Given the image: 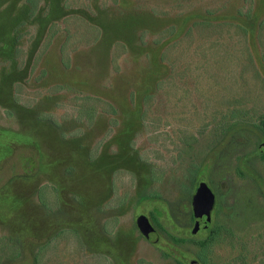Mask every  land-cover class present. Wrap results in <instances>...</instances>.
I'll return each mask as SVG.
<instances>
[{
    "label": "rangeland",
    "instance_id": "obj_1",
    "mask_svg": "<svg viewBox=\"0 0 264 264\" xmlns=\"http://www.w3.org/2000/svg\"><path fill=\"white\" fill-rule=\"evenodd\" d=\"M261 21L264 0H0V264H264ZM84 96L116 113L87 122Z\"/></svg>",
    "mask_w": 264,
    "mask_h": 264
},
{
    "label": "trees",
    "instance_id": "obj_2",
    "mask_svg": "<svg viewBox=\"0 0 264 264\" xmlns=\"http://www.w3.org/2000/svg\"><path fill=\"white\" fill-rule=\"evenodd\" d=\"M25 2L28 5V13H29V17H33V15L35 14V11L37 9V2L38 0H25ZM264 23V21H261L258 23V26L260 27L262 24ZM223 24H214L212 22L209 21H199V22H194L191 24V26L187 29V33H190L192 29L196 28V27H202V28H211V27H221ZM240 30H243L244 32H246V30H244V28L238 27ZM171 46H168L164 53H163V59H166V54L167 52L170 50ZM83 101V104L80 107L79 113L81 114H85L83 116L88 117V121L89 122L92 118V116L96 113V107H98L100 105V109L101 111L110 114V115H114L116 113V109L115 107L108 103L105 102L99 98H95V97H91V96H84L82 98H80ZM88 104V105H87ZM252 129H255L259 135L263 138L264 137V116L261 117L257 123L253 122L252 124ZM192 184H194L192 182ZM198 184V183H197ZM150 198L153 197H157L156 195L154 196L149 195ZM209 235L201 240V241H196V243H198V245L205 247L208 243L215 241L219 235L220 232L218 229L212 228L209 229ZM263 237H264V232H263ZM182 241V239H180ZM177 241V240H176Z\"/></svg>",
    "mask_w": 264,
    "mask_h": 264
},
{
    "label": "water",
    "instance_id": "obj_3",
    "mask_svg": "<svg viewBox=\"0 0 264 264\" xmlns=\"http://www.w3.org/2000/svg\"><path fill=\"white\" fill-rule=\"evenodd\" d=\"M264 146V142H263ZM215 199L213 193L207 188L205 183H198L191 196V207L193 221L199 228H208L211 220V212ZM136 226L140 234L147 238L154 232L153 226L144 216L140 215L136 219ZM188 264H199L197 260L191 259Z\"/></svg>",
    "mask_w": 264,
    "mask_h": 264
}]
</instances>
